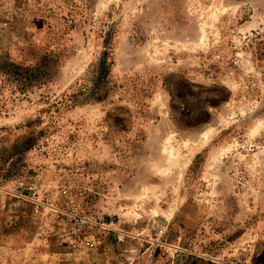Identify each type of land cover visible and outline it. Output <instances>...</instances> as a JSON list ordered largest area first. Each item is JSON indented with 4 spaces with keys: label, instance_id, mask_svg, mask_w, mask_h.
<instances>
[{
    "label": "rangeland",
    "instance_id": "1",
    "mask_svg": "<svg viewBox=\"0 0 264 264\" xmlns=\"http://www.w3.org/2000/svg\"><path fill=\"white\" fill-rule=\"evenodd\" d=\"M35 258L264 264V0H0V264Z\"/></svg>",
    "mask_w": 264,
    "mask_h": 264
},
{
    "label": "built area",
    "instance_id": "2",
    "mask_svg": "<svg viewBox=\"0 0 264 264\" xmlns=\"http://www.w3.org/2000/svg\"><path fill=\"white\" fill-rule=\"evenodd\" d=\"M79 221H80V219H76V222H79ZM82 223H85V222H82ZM212 263L213 264H238V262L236 260L229 259V258H227V259H220V258L214 259V260H212Z\"/></svg>",
    "mask_w": 264,
    "mask_h": 264
},
{
    "label": "trees",
    "instance_id": "3",
    "mask_svg": "<svg viewBox=\"0 0 264 264\" xmlns=\"http://www.w3.org/2000/svg\"><path fill=\"white\" fill-rule=\"evenodd\" d=\"M108 65H109V63L107 62L106 58L103 57L101 62H100V70H99L100 71L99 74L101 75L102 78L107 74Z\"/></svg>",
    "mask_w": 264,
    "mask_h": 264
},
{
    "label": "crops",
    "instance_id": "4",
    "mask_svg": "<svg viewBox=\"0 0 264 264\" xmlns=\"http://www.w3.org/2000/svg\"><path fill=\"white\" fill-rule=\"evenodd\" d=\"M41 259L39 258H35L33 259V262L36 263V264H58L57 260L55 258H51L50 261H46V262H40Z\"/></svg>",
    "mask_w": 264,
    "mask_h": 264
}]
</instances>
